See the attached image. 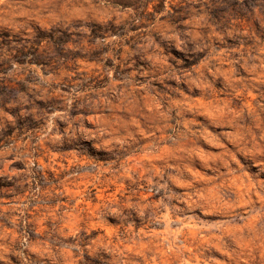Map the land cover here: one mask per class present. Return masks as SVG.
<instances>
[{"label":"rangeland","instance_id":"rangeland-1","mask_svg":"<svg viewBox=\"0 0 264 264\" xmlns=\"http://www.w3.org/2000/svg\"><path fill=\"white\" fill-rule=\"evenodd\" d=\"M0 264H264V0L0 6Z\"/></svg>","mask_w":264,"mask_h":264},{"label":"clouds","instance_id":"clouds-1","mask_svg":"<svg viewBox=\"0 0 264 264\" xmlns=\"http://www.w3.org/2000/svg\"><path fill=\"white\" fill-rule=\"evenodd\" d=\"M8 3V0H0V6H5Z\"/></svg>","mask_w":264,"mask_h":264}]
</instances>
